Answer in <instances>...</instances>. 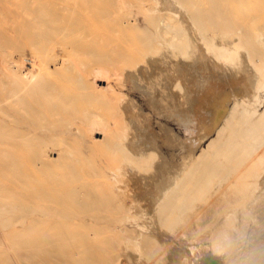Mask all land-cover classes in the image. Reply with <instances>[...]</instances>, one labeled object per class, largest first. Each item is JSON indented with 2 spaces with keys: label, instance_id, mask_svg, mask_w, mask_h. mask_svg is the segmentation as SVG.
<instances>
[{
  "label": "bare ground",
  "instance_id": "1",
  "mask_svg": "<svg viewBox=\"0 0 264 264\" xmlns=\"http://www.w3.org/2000/svg\"><path fill=\"white\" fill-rule=\"evenodd\" d=\"M1 233L21 264H167L166 238L179 264H264V0H0Z\"/></svg>",
  "mask_w": 264,
  "mask_h": 264
},
{
  "label": "rangeland",
  "instance_id": "2",
  "mask_svg": "<svg viewBox=\"0 0 264 264\" xmlns=\"http://www.w3.org/2000/svg\"><path fill=\"white\" fill-rule=\"evenodd\" d=\"M235 13H236V12H235ZM236 16H238V15H235V16H234L236 19H235V18H230V20H237V17H236ZM135 18L138 19V20H144L143 17H142V15H136ZM66 19H70V18L67 17V16H66L65 19L62 18L63 21H67ZM70 20H73V19H70ZM74 20H80V19H74ZM121 34H122L121 31H119V30H118V31H115V32L109 34V36H106V39H105V40H102V38H101V41H100V39H99L98 45L101 46V44H103L107 49H108L112 44H116V45H117V44H118V43H117V41H118L117 37L119 38ZM38 39H39L38 36H36L35 34L32 35V33H31V31H30L29 38H28L27 40L23 41L20 45H22V47L25 48V50H30V51L32 50V51H33V50L36 49V48H35V45H36V44H37V48H38V45H39V43H38V42H39ZM83 40L90 41V38H89L87 35H85V36H83L82 42H83ZM151 44H152V45H153V44H156V42L153 41ZM35 51H37V49H36ZM154 53H156L155 50L152 49V48H150V50H149V56H154ZM145 54L147 55V51L143 50V51H141V52L139 53V55H138L139 57H135V58H133V59L131 58L130 60H134V62H133V66L135 65V66L137 67V66L139 65V63L142 62V61L145 59V57H146ZM144 55H145V56H144ZM117 66H118V67H124V68H125V67L127 66V64H126L125 61H122V60H121V61H118ZM94 68H95V70H96V69L98 70L99 67H98V66H95ZM113 68H115V66H112V69H113ZM97 70H96V72L99 71V70H98V71H97ZM113 70H114V69H113ZM114 71H115V70H114ZM116 71H117V70H116ZM96 72H95V74H96L95 79H96V83L98 82L97 85L101 86L102 84H106V82L104 81V80H105L104 77H105L106 79L109 80V78H107L108 75L104 76V75H103V72H99V77H97L98 74H97ZM101 75H103V76H101ZM110 75H111V76H110ZM109 76H110V77H114L113 74H109ZM101 77H102V78H101ZM98 78H99V79H98ZM114 78H115V77H114ZM114 78H112V79H110V80H111V81H114V80H113ZM102 82H103V83H102ZM99 83H100V84H99ZM176 127H177V126H176ZM36 129H37L38 134H40L42 137H44V136L46 135V130H45V128H44L43 126H39V127H37ZM63 131H64V130H63ZM64 133H65V132H64ZM96 136L101 137L102 135H101V134H97ZM97 143H98V145H99V147H100V152H98V151H99V148L96 147V148H95V151H96V152L94 151V152L92 153V156L96 158V157H98V155H99L100 157L98 158V160H99L100 162H103L102 160H105V163H106V161H107L108 163H107V164H104L105 167H103V166H104V165H103L104 162H103V163H100V164H102V168H103L104 170H106L107 174H110V173H108V172H109L110 169H111L110 172L112 171V165H113V164H112V163H109V160H110V159H111V160H114V156H111L112 154L109 153V150L106 149V148H104V144L102 145V143H100V142H97ZM96 145H97V144H96ZM98 145H97V146H98ZM102 146H103V147H102ZM101 148H102V149H101ZM103 148H104V150H108L107 152L109 153V156H108V154H107V155L105 154V153H107L106 151H105V153H102V152L104 151ZM85 150H87V148H85ZM101 150H103V151H101ZM99 153H101V154H99ZM49 154H50V157H52V158H56V157H57V153H55V152H52V153H49ZM101 155H102V157H101ZM118 155L120 156L121 153L118 152L117 155H116V156H117V162H118V163L123 162L124 165H125V163H127V161H125V160L122 158V156L118 157ZM89 156H90V155H89ZM106 157H109V158H106ZM112 157H113V159H112ZM100 158H103V159H100ZM105 158H106V159H105ZM96 160H97V159H96ZM111 162H113V161H111ZM97 163H98V162H97ZM111 164H112V165H111ZM110 165H111V167H110ZM109 167H110V168H109ZM125 167H126V166H125ZM132 169H133V168H132V166H131V167H129L128 169L125 168V171H126V173L128 172V173L131 175V176H130V175H129V176L131 177V179H132L133 181H134L133 176H134L135 178L137 177V178H136L137 181H136V180H135V181L138 183V184H136L138 188H139V187H140V188H143L142 186L146 187V186H145V182H146V185H147V184H148V178L145 177V180H146V181H145V180H141V179L144 177V176H143V173L140 172L141 170H140V169H137L136 167H135L133 170H132ZM136 169L140 172L139 176L142 177V178H139V176L136 174V172H137ZM139 172H137V173H139ZM144 173H145V172H144ZM141 174H142V176H141ZM144 175L147 176L146 173H145ZM109 176H111V175H109ZM138 178H139V179H138ZM143 179H144V178H143ZM154 179H156V178H154ZM162 179L165 180L164 178H162ZM162 179H160L159 182H161L162 185H164L165 181H163ZM109 180H110V178H109ZM143 181H144V182H143ZM109 182H110L111 186H113V187H112V190H114L115 192H117V193L119 194V193H120V190H121V187H122V186H121L122 183L119 184V183L121 182V179L114 178V179L110 180ZM141 182H143V184H142ZM159 182H158V184H159ZM161 183H160L158 186H160ZM140 184H141V185H140ZM156 185H157V183H156ZM146 188H147V187H146ZM154 191H157V189L154 190ZM141 195H143V194H141ZM156 196H157V194H156ZM156 196H155V192H154V196H153V197H156ZM143 197H144V195H143ZM106 215H107V214H106ZM108 216H111V215L104 216V217H105V220L107 219L106 217H108ZM113 216H115V214L112 215V217H113ZM105 220H104V221H105ZM102 223H103V222H102ZM102 225H103V224H102ZM78 228H79V227H78ZM40 232H41V231H40ZM42 232H43V234H45V235L47 234V231H45V232L42 231ZM48 232H50V233H49L50 235L55 234V233L52 232V231H48ZM38 233H39V232H38ZM105 233H106V232H104L103 234H105ZM12 234H13V233H12ZM12 234H10V235H12ZM16 234H17V233H15V235H16ZM43 234H34V235L37 237V236H40V235H43ZM96 234H97V233H96ZM98 234L101 235L100 233H98ZM106 234H107V233H106ZM111 234H113V233H111ZM111 234H109V232H108L107 235L110 236ZM4 235H5V234H4ZM6 235H9V234L7 233ZM6 235H5V237H6ZM10 235H9V237L14 236V234H13L12 236H10ZM94 235H95V234H94ZM94 235H92V236L94 237ZM99 235H98V237H99ZM30 236H31V235H30ZM92 236L90 235V237H92ZM0 237H1V238L3 237V234H2V233L0 234ZM9 237H8V238H9ZM32 237H34L33 234H32ZM100 237L103 238V237H106V235L103 236V237H102V236H100ZM8 238L6 237V239H8ZM94 238L96 239V238H97V235H96V237H94ZM9 239H10V240H9ZM9 239H8V241H6V243H7L8 245H7L5 242L0 244V245H1V246H0V250H4V248H5V249H8V250H6V252H7V251L9 252L8 255H9V260L11 261V264H12V263L15 264V262H17L18 264H21V263L18 262V260H19V261L22 260V262H24V260H23L24 258L21 259L22 257H20V255L23 254V253H20V252H22L23 249H22L21 251H18V250H17V252H16V251L13 252V250H11V246H12V244H13V243H14V244H15V243L18 244V243L13 241V243L10 242V243H11V244H10L11 246H9V241H11V238H9ZM95 239H93V240H95ZM93 240H92V241H91V240L88 241V243H89L88 245H90L91 243H93L92 246H93V245L95 246V244H99L98 242H100V241H98V240H95V241H93ZM164 240H165V239H163V244H164V245H167V246H165L166 251H167L168 249L170 250L169 253H168V255H169L170 258H169L167 264H176L177 261H178V264H179L180 255H182V254H181V252H182V251H181V248H180V251L177 250V253H178V254L176 253L177 255L175 256V258H173V254H174L173 251H174V249L179 248V247H176V244H177V243H175V241H173V240L170 241V238H168V240H167V238H166L165 242H164ZM4 241H5V240H4ZM96 241H98V242H96ZM169 241H170V242H169ZM95 242H96V243H95ZM28 243H31V242H27V245H29ZM167 243H168V244H167ZM14 244H13V245H14ZM178 244H179V243H178ZM90 246H91V245H90ZM94 246H93V247H94ZM174 246H175V248H174ZM177 246H182V245L179 244V245H177ZM8 247H10V249H9ZM182 247H184V246H182ZM12 249H14L13 246H12ZM14 250H15V249H14ZM32 250H33V249H32ZM57 250L60 251V250H62V249H61L60 247H58ZM93 250H94L95 252L98 251V249H93ZM172 250H173V251H172ZM34 251H35V249H34ZM94 251L92 252V256H93L94 260L96 259V261H95L94 263L97 262V263H100V264H101V263L104 262L105 257H106V259H107V256H108V255H105V257L103 256V255L105 254L104 251H103V252L98 251V252H100V253H98V254H100V256H102V258H101L99 255H97ZM15 252H16V254H17V253L20 254V255L17 254V256H18V260H17V259L15 260V258H17V257L14 258V256H16ZM179 252H180V253H179ZM102 253H104V254L101 255ZM43 255H44V253H43ZM178 255H179V256H178ZM97 256H98V257H97ZM45 257H46L47 260H49V262L46 260V261H47L46 264H48V263H50V264L54 263V264H55L56 262H58V261L54 262L55 259L52 260V259H50L49 256H48V258H47L46 254H45ZM96 257H97L98 259H97ZM124 257H125V255H122V256H121V260L123 259L122 262H124V260H125V258H126V257H125V258H124ZM154 257H155V256H153L152 258H154ZM152 258H150L151 260L149 259V261H148L147 264H149V263H150V264H157V263H156L157 260H156V259L153 260ZM155 258H156V257H155ZM99 259H100L101 262L99 261ZM101 259H103V260H101ZM106 259H105V260H106ZM50 260H52V261H50ZM58 260H59V259H58ZM62 260H63V259H62ZM127 260H128V259L126 258L125 263H122V262H121V263H122V264H126V263L128 264V263H129V260H128V261H127ZM175 260H177V261L175 262ZM25 261H26V260H25ZM51 262H52V263H51ZM151 262H152V263H151ZM154 262H155V263H154ZM26 263H27V264H30V262L28 263V261H26ZM97 263H96V264H97ZM24 264H25V263H24ZM56 264H57V263H56ZM59 264H62V263L59 262ZM63 264H65V262H63Z\"/></svg>",
  "mask_w": 264,
  "mask_h": 264
}]
</instances>
